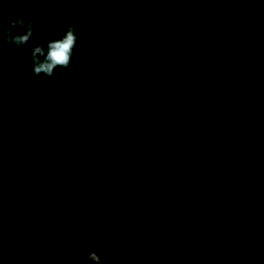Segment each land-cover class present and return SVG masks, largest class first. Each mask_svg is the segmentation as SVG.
<instances>
[{
  "label": "trees",
  "instance_id": "16d2710c",
  "mask_svg": "<svg viewBox=\"0 0 264 264\" xmlns=\"http://www.w3.org/2000/svg\"><path fill=\"white\" fill-rule=\"evenodd\" d=\"M67 69L0 51V264H264V0H0ZM16 28L11 35L23 34Z\"/></svg>",
  "mask_w": 264,
  "mask_h": 264
},
{
  "label": "clouds",
  "instance_id": "9594fccd",
  "mask_svg": "<svg viewBox=\"0 0 264 264\" xmlns=\"http://www.w3.org/2000/svg\"><path fill=\"white\" fill-rule=\"evenodd\" d=\"M33 27L34 22L29 21L25 24L23 17H18L11 22L5 33L0 35V51H2L4 43L17 48L27 46L31 50L34 74L37 77L51 78L58 67L67 69L70 66L78 37L74 27L69 24L63 36L59 39L49 40L46 48L41 45L33 46L29 43L30 37L33 35ZM16 28H23V34L12 36L11 33Z\"/></svg>",
  "mask_w": 264,
  "mask_h": 264
},
{
  "label": "water",
  "instance_id": "95a60500",
  "mask_svg": "<svg viewBox=\"0 0 264 264\" xmlns=\"http://www.w3.org/2000/svg\"><path fill=\"white\" fill-rule=\"evenodd\" d=\"M44 247L41 246H32V247H28L26 248L24 251L14 254V255H6L3 250L2 247L0 246V252L7 258H10L12 260H16V259H21L24 258L26 256H28L31 252H33L36 249H41ZM47 249V248H44ZM52 254L58 258V259H62V260H66V261H77V262H99V261H103L105 264H114L110 259L103 257L102 255H100L98 253V251L96 249H90L89 251L85 252L82 255H78V256H73V257H65V256H61L56 252L52 251ZM93 257H95L93 259Z\"/></svg>",
  "mask_w": 264,
  "mask_h": 264
},
{
  "label": "bare ground",
  "instance_id": "6f19581e",
  "mask_svg": "<svg viewBox=\"0 0 264 264\" xmlns=\"http://www.w3.org/2000/svg\"><path fill=\"white\" fill-rule=\"evenodd\" d=\"M95 257H93V259H94Z\"/></svg>",
  "mask_w": 264,
  "mask_h": 264
}]
</instances>
